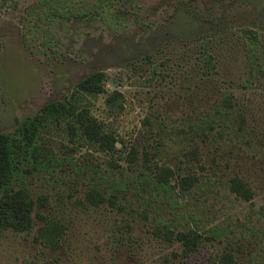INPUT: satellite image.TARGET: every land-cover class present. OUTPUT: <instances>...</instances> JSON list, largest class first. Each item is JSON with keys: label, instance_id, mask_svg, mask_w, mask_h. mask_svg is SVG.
Returning a JSON list of instances; mask_svg holds the SVG:
<instances>
[{"label": "rangeland", "instance_id": "374dc122", "mask_svg": "<svg viewBox=\"0 0 264 264\" xmlns=\"http://www.w3.org/2000/svg\"><path fill=\"white\" fill-rule=\"evenodd\" d=\"M123 1L120 12L131 14L120 28L98 16L36 23L29 13L35 0L0 1V132L13 131L100 66L104 88L122 94L121 107L105 110L100 95L84 101L110 132L134 146L139 159L133 168L169 166L199 182L185 195L175 188L144 201L132 187L114 193L117 206L89 205L83 196L88 182L73 176L72 163L102 169L107 163L114 179L125 162L50 124L41 141L60 160L32 169L29 189L44 198L41 216L65 224L61 245L48 250L34 239L41 223L34 210L28 232H0V264H219L215 257L228 249L234 264H264V73L252 77L253 87L240 86L249 70L241 29L258 35L254 52L264 72V0ZM42 35L50 45H40ZM146 52L149 61L139 57ZM223 93L237 101L243 131L234 129L236 111L227 117L219 109ZM233 174L251 189L249 201L229 191ZM183 208L190 214L184 219ZM194 223L203 240L188 256L180 255L178 242L153 234L161 224ZM209 227L222 235L214 237Z\"/></svg>", "mask_w": 264, "mask_h": 264}, {"label": "trees", "instance_id": "16d2710c", "mask_svg": "<svg viewBox=\"0 0 264 264\" xmlns=\"http://www.w3.org/2000/svg\"><path fill=\"white\" fill-rule=\"evenodd\" d=\"M112 2V0H36L34 8L29 13L35 14V20L42 24L52 23L60 17H90L97 13L103 18L113 17L115 13H112ZM240 37L249 52L247 57L249 70L244 80L246 83L240 85L241 88L246 89L254 86L252 79L254 75L260 76L264 72L259 66L261 56H258V52H254L258 44L256 32L248 28L241 29ZM46 39L42 38V44L50 45L49 40ZM104 78L105 75L101 70L88 73L79 79L63 98L43 104L37 113L21 120L13 131L0 132V232L4 230L28 232L32 227L31 214L36 210L41 223L37 226L34 239L39 240L41 246L48 250H56L61 245L66 230L65 224L60 219L48 215L41 216L38 212L44 205V198L34 195L29 189L32 169L36 172L40 168L46 170L47 166L57 165L60 160L55 154L46 150L41 141V134L50 124L64 126L70 136H80L88 149L105 152V155L110 157L114 153L118 154L125 162L120 168V176L114 179L107 174L112 168L107 163L104 169L83 161L72 163L73 176L78 180L86 179L88 182V189L84 191L83 196L89 205L95 206L106 202L114 206L117 204L114 201V193L132 187L135 195L147 201L152 192H168L177 188L178 193L185 195L184 192L197 185L199 179L195 175L191 173L181 175L179 170L174 171L169 166L156 165L154 169L148 171L133 168L137 158L139 159L134 146H126L120 137L110 132L104 121L92 113V105L84 101L87 97L94 99L100 95L105 110L121 107L122 94L115 88L105 89ZM232 99L229 93H223L218 100L219 109L227 117H231V111H236L238 125L234 129L243 131L244 128L240 124L243 123L244 115L240 109L238 110L237 101ZM201 131V134H204V130ZM117 144L121 147L117 148ZM141 153L144 162L147 151ZM124 172H137L140 177L134 179L133 176L131 179ZM227 186L235 197L244 201L251 199V189L236 174L228 177ZM262 212L264 214V205ZM187 216L190 214L183 208L180 218L184 219ZM208 231H212L214 237L222 235L223 232V230L217 232L213 227H209ZM153 234L169 244L178 242L182 256H188L195 251L203 240L195 223L193 226L183 224L180 227L161 224L153 228ZM229 250L215 257L218 258L219 264H234Z\"/></svg>", "mask_w": 264, "mask_h": 264}, {"label": "flooded vegetation", "instance_id": "af4514ba", "mask_svg": "<svg viewBox=\"0 0 264 264\" xmlns=\"http://www.w3.org/2000/svg\"><path fill=\"white\" fill-rule=\"evenodd\" d=\"M1 1V0H0ZM7 0H5V1H1V2H6ZM113 2H112V4H113V6H112V13H115L114 15H113V17H111V16H106V17H102L101 15H99L98 13L97 14H94L93 16H98V17H101L103 20H105L108 24H109V26L111 27V26H116L115 28H120L121 26H123L124 25V20L126 19V17H127V15H128V13H129V9L127 8V10L125 11V12H123V13H121L120 12V9L117 7L119 4H123V0H112ZM35 2H36V0H35ZM35 4V3H34ZM35 6V5H34ZM177 9H178V7H176ZM176 8H174V10L176 9ZM173 10V11H174ZM131 13H129V15H130ZM34 16H35V14H33V17H32V15H31V18H32V20H34L36 23H37V21L35 20V18H34ZM93 16H90V17H93ZM90 17H88V16H81V17H71V18H64V17H60L58 20H61V19H67V20H71V19H87V18H90ZM197 18V17H196ZM57 20V21H58ZM57 21H54V22H57ZM54 22H52V23H54ZM42 24V23H41ZM44 24H46V23H44ZM35 28H36V25L35 24H32ZM47 25V24H46ZM45 25V26H46ZM41 33H45L44 32V29H42L41 28ZM47 38V37H45V36H41V40H40V45L42 46V47H45V46H48V45H46L45 43H43L42 44V38ZM203 38H204V40H208V39H210V37H209V35L208 34H204L203 35ZM46 40H49V39H46ZM210 41V40H209ZM48 42V41H47ZM46 42V43H47ZM50 42V41H49ZM207 43V42H206ZM50 44H51V42H50ZM143 57L142 59H144L145 61H149L150 60V58H148V52H146V53H144V54H142V55H140L139 57ZM134 59V58H133ZM130 60H132V59H130ZM133 62H134V60H132ZM94 70H101L102 71V68L100 67V66H96L95 68H93L92 70H88L86 73H84L79 79H81L83 76H85V75H87L88 73H90V72H92V71H94ZM78 79V80H79ZM77 80V81H78ZM50 101H52V100H50ZM50 101H47V102H50ZM46 102V103H47ZM45 104V103H44ZM42 106V105H41ZM34 115V114H33ZM26 118V117H25ZM24 119V118H23ZM23 119H21V120H23ZM20 120V121H21ZM19 121V122H20ZM18 122V123H19ZM17 126V125H16ZM15 126V127H16Z\"/></svg>", "mask_w": 264, "mask_h": 264}]
</instances>
